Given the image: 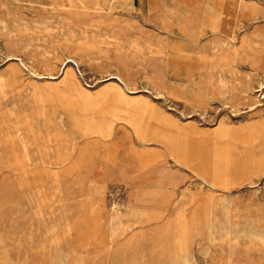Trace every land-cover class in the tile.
I'll return each mask as SVG.
<instances>
[{
	"label": "rangeland",
	"instance_id": "rangeland-1",
	"mask_svg": "<svg viewBox=\"0 0 264 264\" xmlns=\"http://www.w3.org/2000/svg\"><path fill=\"white\" fill-rule=\"evenodd\" d=\"M67 263L264 264V0H0V264Z\"/></svg>",
	"mask_w": 264,
	"mask_h": 264
},
{
	"label": "bare ground",
	"instance_id": "bare-ground-1",
	"mask_svg": "<svg viewBox=\"0 0 264 264\" xmlns=\"http://www.w3.org/2000/svg\"><path fill=\"white\" fill-rule=\"evenodd\" d=\"M157 2V1H156ZM117 4V3H116ZM181 4V3H180ZM180 6V5H179ZM127 7V6H126ZM169 7V6H168ZM94 13V12H93ZM188 14V13H187ZM191 15V14H190ZM170 17V16H169ZM172 17V16H171ZM176 18V17H175ZM177 20V19H176ZM186 20V19H185ZM172 21V20H171ZM174 22V21H173ZM176 22V21H175ZM193 23V22H192ZM195 23V22H194ZM191 31H192V29H191ZM186 33V32H185ZM261 33V32H260ZM186 35V34H185ZM18 37V36H17ZM5 43V42H4ZM165 43H167V42H165ZM168 44V43H167ZM174 45V44H173ZM167 46V45H166ZM170 50V49H169ZM172 52V51H171ZM189 82V81H188ZM191 83V82H190ZM182 85V84H181ZM192 86V85H191ZM125 88H126V86H125ZM195 89V88H194ZM202 92V91H201ZM184 97V96H183ZM128 100V99H127ZM123 105V104H122ZM124 107V106H123ZM38 122V121H37ZM41 129V128H40ZM28 136V135H27ZM28 137H30V135L28 136ZM42 138V137H41ZM54 145V144H53ZM57 151V150H56ZM63 187V186H62ZM68 189V188H67ZM70 189V188H69ZM60 190V189H59ZM72 190V189H71ZM85 190V189H84ZM220 195H222L221 193H220ZM62 196V195H61ZM75 197V196H74ZM232 198V197H231ZM60 199H61V197H60ZM64 202V201H63ZM72 204V203H71ZM77 207V206H76ZM79 218V217H78ZM80 219V218H79ZM84 225V224H83ZM107 226V225H106ZM63 227V226H62ZM108 230V229H107ZM233 232V231H232ZM188 233V232H187ZM194 233V232H193ZM239 233V232H238ZM239 238V237H238ZM189 241V240H188ZM69 244V243H68ZM80 244V243H79ZM72 246V245H71ZM76 247V246H75ZM112 247V246H111ZM231 248V247H230ZM233 249V248H232ZM68 250V249H67ZM71 250V249H70ZM69 250V251H70ZM234 250V249H233ZM75 251V250H74ZM230 252V251H229ZM238 253V252H237ZM56 255V254H55ZM165 255V254H164ZM74 256V255H73ZM99 257V256H98ZM191 258V257H190ZM67 259V258H66ZM146 259V258H145ZM61 260V259H60ZM234 260V259H233ZM137 261V260H136ZM146 261V260H145ZM179 263V262H178ZM68 264V263H67Z\"/></svg>",
	"mask_w": 264,
	"mask_h": 264
},
{
	"label": "crops",
	"instance_id": "crops-1",
	"mask_svg": "<svg viewBox=\"0 0 264 264\" xmlns=\"http://www.w3.org/2000/svg\"><path fill=\"white\" fill-rule=\"evenodd\" d=\"M90 180H91V178L90 177H88ZM87 178V179H88ZM177 180V179H176ZM71 181H73V180H71ZM85 184H87V183H85ZM172 184V186L173 185H176V183L174 184V183H171ZM94 186H96L95 184H94ZM94 186L93 187H88L87 188V190L86 191H88V195H93L94 193H97L95 190H94ZM76 192V190L74 191V193ZM179 193H180V189H179V191H178V196H180L179 195ZM168 199V198H167ZM169 201H170V199H169ZM176 202H178V201H176ZM133 218H135V216L133 217Z\"/></svg>",
	"mask_w": 264,
	"mask_h": 264
}]
</instances>
